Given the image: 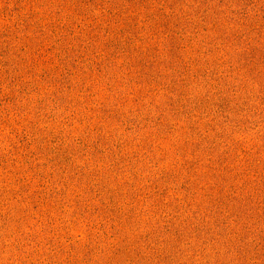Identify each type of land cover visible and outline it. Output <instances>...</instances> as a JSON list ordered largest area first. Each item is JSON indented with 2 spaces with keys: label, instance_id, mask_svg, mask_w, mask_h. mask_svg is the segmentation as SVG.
Here are the masks:
<instances>
[{
  "label": "rangeland",
  "instance_id": "1",
  "mask_svg": "<svg viewBox=\"0 0 264 264\" xmlns=\"http://www.w3.org/2000/svg\"><path fill=\"white\" fill-rule=\"evenodd\" d=\"M0 264H264V0H0Z\"/></svg>",
  "mask_w": 264,
  "mask_h": 264
}]
</instances>
